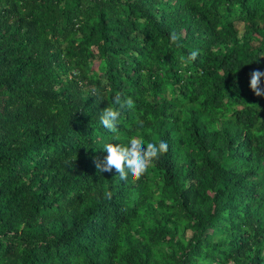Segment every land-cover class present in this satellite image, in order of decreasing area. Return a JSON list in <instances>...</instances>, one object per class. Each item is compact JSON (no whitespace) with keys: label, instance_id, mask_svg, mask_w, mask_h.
<instances>
[{"label":"trees","instance_id":"trees-1","mask_svg":"<svg viewBox=\"0 0 264 264\" xmlns=\"http://www.w3.org/2000/svg\"><path fill=\"white\" fill-rule=\"evenodd\" d=\"M255 69L264 0H0V264H264ZM133 136L168 151L97 172Z\"/></svg>","mask_w":264,"mask_h":264},{"label":"clouds","instance_id":"clouds-1","mask_svg":"<svg viewBox=\"0 0 264 264\" xmlns=\"http://www.w3.org/2000/svg\"><path fill=\"white\" fill-rule=\"evenodd\" d=\"M181 35L175 31L170 32L169 41L172 45L179 46ZM199 55V50H193L185 60L181 57L182 63L194 62ZM249 87L257 97H264V71L259 69L253 70L250 74ZM93 95L99 96V89L93 92ZM113 103L118 108L106 107L100 116L102 126L114 135L113 140H119V118L122 111L132 110L135 108V101L132 97L121 98L116 95ZM136 123L143 127V121L137 120ZM103 151L107 153L103 158H94V164L97 172H112L115 169L121 180H127L129 176L139 180L146 174L153 163L160 158L161 155L168 151L166 141L145 142L139 136H133L129 142L125 144L109 142L104 145ZM109 198L111 193L108 194Z\"/></svg>","mask_w":264,"mask_h":264},{"label":"rangeland","instance_id":"rangeland-1","mask_svg":"<svg viewBox=\"0 0 264 264\" xmlns=\"http://www.w3.org/2000/svg\"><path fill=\"white\" fill-rule=\"evenodd\" d=\"M236 25H237V28H238L239 32L241 33V32L243 31V29H242V24L236 22Z\"/></svg>","mask_w":264,"mask_h":264}]
</instances>
